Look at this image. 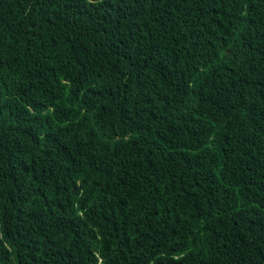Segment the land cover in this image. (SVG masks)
<instances>
[{
	"label": "trees",
	"instance_id": "1",
	"mask_svg": "<svg viewBox=\"0 0 264 264\" xmlns=\"http://www.w3.org/2000/svg\"><path fill=\"white\" fill-rule=\"evenodd\" d=\"M0 264H264V0H0Z\"/></svg>",
	"mask_w": 264,
	"mask_h": 264
}]
</instances>
